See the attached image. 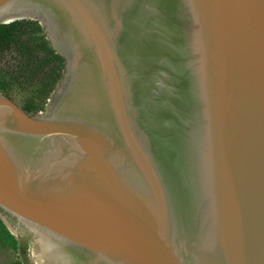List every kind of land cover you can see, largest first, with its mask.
Returning <instances> with one entry per match:
<instances>
[{
  "label": "water",
  "instance_id": "water-1",
  "mask_svg": "<svg viewBox=\"0 0 264 264\" xmlns=\"http://www.w3.org/2000/svg\"><path fill=\"white\" fill-rule=\"evenodd\" d=\"M8 11L65 60L45 113L0 94V219L39 264H264V0Z\"/></svg>",
  "mask_w": 264,
  "mask_h": 264
},
{
  "label": "trees",
  "instance_id": "trees-1",
  "mask_svg": "<svg viewBox=\"0 0 264 264\" xmlns=\"http://www.w3.org/2000/svg\"><path fill=\"white\" fill-rule=\"evenodd\" d=\"M13 19H7L9 21ZM64 58L57 54L43 27L35 20L0 24V94L15 100L29 114L45 111L64 73ZM0 250L14 256L6 264H28L20 246L0 219Z\"/></svg>",
  "mask_w": 264,
  "mask_h": 264
},
{
  "label": "rangeland",
  "instance_id": "rangeland-1",
  "mask_svg": "<svg viewBox=\"0 0 264 264\" xmlns=\"http://www.w3.org/2000/svg\"><path fill=\"white\" fill-rule=\"evenodd\" d=\"M23 97L16 96L15 102L20 106L21 99ZM16 239L18 240V243L20 246L26 247V258L28 260V264H33L31 261L30 254L35 251L34 244H33V238L31 234L27 230H19L16 233ZM13 254L11 252L1 251L0 250V264H6L13 258Z\"/></svg>",
  "mask_w": 264,
  "mask_h": 264
},
{
  "label": "bare ground",
  "instance_id": "bare-ground-1",
  "mask_svg": "<svg viewBox=\"0 0 264 264\" xmlns=\"http://www.w3.org/2000/svg\"><path fill=\"white\" fill-rule=\"evenodd\" d=\"M14 18V16L13 15H11V12H6V13H3L1 16H0V22H8V21H5V20H7V19H13ZM10 21V20H9ZM35 248V247H34ZM35 251H36V249H35ZM30 259H31V261H32V263L33 264H39V260H38V252L36 251V252H32L31 254H30Z\"/></svg>",
  "mask_w": 264,
  "mask_h": 264
},
{
  "label": "flooded vegetation",
  "instance_id": "flooded-vegetation-1",
  "mask_svg": "<svg viewBox=\"0 0 264 264\" xmlns=\"http://www.w3.org/2000/svg\"><path fill=\"white\" fill-rule=\"evenodd\" d=\"M64 62H65V60H64ZM64 69H65V64H64ZM63 74H64V73H63ZM55 90H56V89H55ZM51 97H52V96H51ZM49 102H51V99H50ZM48 105H49V103H48ZM48 105H47V107H48ZM47 107H46L45 111H40V112H38V113H45V112L47 111ZM9 219H10L11 222H15V220H14L13 218L9 217ZM14 224H15V223H14Z\"/></svg>",
  "mask_w": 264,
  "mask_h": 264
},
{
  "label": "built area",
  "instance_id": "built-area-1",
  "mask_svg": "<svg viewBox=\"0 0 264 264\" xmlns=\"http://www.w3.org/2000/svg\"><path fill=\"white\" fill-rule=\"evenodd\" d=\"M49 101H50V99L48 100L47 105H48Z\"/></svg>",
  "mask_w": 264,
  "mask_h": 264
}]
</instances>
